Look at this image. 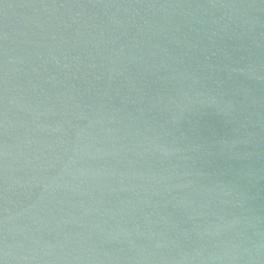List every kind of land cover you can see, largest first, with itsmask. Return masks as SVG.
I'll return each instance as SVG.
<instances>
[{
  "label": "water",
  "instance_id": "1",
  "mask_svg": "<svg viewBox=\"0 0 264 264\" xmlns=\"http://www.w3.org/2000/svg\"><path fill=\"white\" fill-rule=\"evenodd\" d=\"M0 264H264V0H0Z\"/></svg>",
  "mask_w": 264,
  "mask_h": 264
}]
</instances>
